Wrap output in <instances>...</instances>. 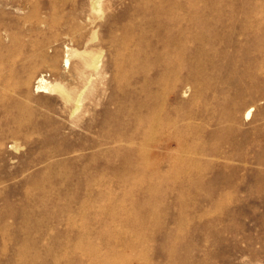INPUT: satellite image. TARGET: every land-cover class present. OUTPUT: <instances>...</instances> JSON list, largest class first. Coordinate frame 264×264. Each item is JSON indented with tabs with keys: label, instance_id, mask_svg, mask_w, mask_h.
I'll return each instance as SVG.
<instances>
[{
	"label": "rangeland",
	"instance_id": "rangeland-1",
	"mask_svg": "<svg viewBox=\"0 0 264 264\" xmlns=\"http://www.w3.org/2000/svg\"><path fill=\"white\" fill-rule=\"evenodd\" d=\"M216 1L186 46L162 0H0V264H264V0Z\"/></svg>",
	"mask_w": 264,
	"mask_h": 264
},
{
	"label": "bare ground",
	"instance_id": "bare-ground-1",
	"mask_svg": "<svg viewBox=\"0 0 264 264\" xmlns=\"http://www.w3.org/2000/svg\"><path fill=\"white\" fill-rule=\"evenodd\" d=\"M147 0H145V2H146ZM159 1V0H158ZM230 1H232V0H230ZM245 1H247V0H245ZM153 2H155V1H153ZM162 2L163 3H159V5H158V13L160 14V13H165V14H167V15H172L171 17H169V18H165L164 19V21H161V26H163V27H168L167 29H170V31H171V29L173 30V28H176L177 29V31H179V32H176V33H178V35L176 36V39L174 40V41H178V43H180V41H182L183 42V44H184V42H186V40H195V41H197V40H199L200 42H203V41H205V40H207V39H210L209 38V34H207V30H209L210 29V27H212V23L210 22V20H212V19H209V12L211 11V9H213V11H215L216 9H218L216 12H218L221 8H220V6L218 5V3H217V1L216 0H162ZM149 3V0L146 2V6H147V4ZM151 3V2H150ZM158 3V2H157ZM232 3V2H231ZM230 3V4H231ZM233 4H234V0H233ZM156 6H157V4H156ZM99 7H101V6H99ZM102 8V7H101ZM157 9V8H156ZM215 9V10H214ZM214 13V12H213ZM219 13V12H218ZM215 14V13H214ZM163 15V14H162ZM212 15V14H211ZM219 15V14H218ZM248 16V15H247ZM251 16V15H250ZM153 17V16H152ZM164 17H166V16H164ZM216 17H220V16H216ZM150 18V17H149ZM148 18V19H149ZM211 18V17H210ZM253 18H254V16H253ZM252 18V19H253ZM158 19H159V17H158ZM255 19V18H254ZM256 20V19H255ZM258 20V19H257ZM260 20V19H259ZM258 20V21H259ZM262 20H264V19H262ZM261 21V20H260ZM214 22H215V20H214ZM217 22V21H216ZM261 22H264V21H261ZM156 23V22H155ZM154 23V24H155ZM158 23V22H157ZM248 23H249V21H248ZM250 23H252V22H250ZM254 23V22H253ZM257 23V22H256ZM152 24V23H151ZM213 24H215V23H213ZM253 25H255V24H253ZM252 25V26H253ZM260 25V24H259ZM215 26H217V25H215ZM156 27V26H155ZM158 27V26H157ZM160 27V26H159ZM216 28V27H215ZM155 29V28H154ZM159 29V28H158ZM158 29H156V30H158ZM175 29V30H176ZM195 29H199L198 30V32L200 31V32H202V33H198V35H196L195 33V36L194 37H191V38H189L188 36L186 37V38H188V39H186L185 38V36H184V30H185V32H187V34H190V32H188L187 30H192L191 32H193V30H194V32H196L195 31ZM253 29H255V28H253ZM257 29V28H256ZM155 30V31H156ZM153 31V30H152ZM210 31V30H209ZM215 31V30H214ZM142 32V31H141ZM160 32V31H159ZM164 32H166V35H167V31H164ZM211 32V31H210ZM213 32V31H212ZM157 33V32H156ZM220 34V33H219ZM191 36L193 35V34H190ZM175 35H173V37H174ZM126 37V36H125ZM163 37V36H162ZM167 37V36H166ZM172 37V38H173ZM206 37V38H205ZM218 37V36H217ZM129 38V37H128ZM205 38V39H204ZM163 39H164V37H163ZM213 39V38H212ZM124 40V39H123ZM126 40H127V38H126ZM125 40V41H126ZM172 40V39H171ZM170 41V40H169ZM169 41H168V43H169ZM199 41H198V43H199ZM215 41V40H214ZM220 41V40H219ZM208 42V41H207ZM125 43H127V42H125ZM176 43V42H175ZM188 43H189V41H188ZM188 43H185L186 44V46L188 45ZM206 43V42H205ZM205 43H203V44H205ZM210 43V42H209ZM211 43H212V41H211ZM128 44V43H127ZM170 44H171V42H170ZM174 44V43H173ZM184 44V45H185ZM176 45V44H175ZM179 45V44H178ZM178 45H177V49L176 50H172V51H170V54H172L173 55V52L175 51L176 52V54H175V52H174V54L176 55L175 57L177 58V59H179L180 57H182L184 54H183V52H184V50H182V49H180V47H178ZM170 46V45H169ZM172 46V45H171ZM200 46V45H199ZM185 47V46H184ZM203 47V46H202ZM183 48V47H182ZM188 48V47H187ZM174 49V48H173ZM188 50V49H187ZM203 50V49H202ZM160 51V50H159ZM188 52V51H187ZM202 52V51H201ZM166 53V52H165ZM170 54H169V58L168 59H171V57H170ZM187 55H188V53H187ZM173 57V56H172ZM184 57V56H183ZM187 58V57H186ZM164 59H166L165 57H164ZM193 59V58H192ZM195 60V59H194ZM167 61V60H166ZM169 61V60H168ZM167 61V62H168ZM172 61V60H171ZM170 61V62H171ZM183 61L184 62H186L184 59H183ZM67 62H68V59H67ZM168 64V63H167ZM174 64V66L175 67H177L178 69H180L182 66H181V62H180V60H178V64H177V60L175 59V61L173 62V63H171V65H173ZM170 65V66H171ZM184 65H185V63H184ZM187 65V64H186ZM186 65H185V67H186ZM194 65V64H193ZM195 66V65H194ZM192 66L191 67V72L190 73H188L191 77L192 76H196L197 77V75H206L204 72L203 73H201V71H203V70H199V72L196 70V68L195 67H197V66ZM174 67V70L176 69ZM184 67V66H183ZM162 68V67H161ZM254 68V67H253ZM169 69H171V67L169 68ZM168 68H167V70L168 71H171V70H169ZM183 69V68H182ZM202 69V68H201ZM177 70V69H176ZM250 70V69H249ZM252 71V70H251ZM255 71V70H254ZM163 72V71H162ZM174 72V71H173ZM205 72H206V70H205ZM208 72V71H207ZM164 73V72H163ZM172 74V73H171ZM174 74H175V72H174ZM188 75V76H189ZM187 76V77H188ZM176 77H177V75H176ZM178 77H179V75H178ZM205 77V76H204ZM199 78V77H198ZM200 78H202V77H200ZM243 78H245V77H243ZM174 79V78H173ZM179 79H181L180 77H179ZM204 79V78H203ZM167 80H168V78H167ZM176 80V79H175ZM178 80V79H177ZM176 80V81H177ZM246 80H247V77H246ZM173 81V80H172ZM172 81H171V83H172ZM185 81V80H184ZM178 82H180V81H178ZM191 82V81H190ZM243 82V81H242ZM241 82V83H242ZM195 83V82H194ZM202 83H204L203 81H202ZM205 84V83H204ZM203 84V85H204ZM197 85V84H196ZM199 85V84H198ZM170 86V85H169ZM39 87H40V89H47V88H49L50 87V85H49V83L45 80V79H43V78H41V85H39ZM173 87V86H172ZM206 87V86H205ZM174 88V87H173ZM197 88H199V87H197ZM166 89V88H165ZM247 89V88H246ZM174 90V89H173ZM173 90H171V92L173 91ZM198 90V89H197ZM163 92H165V91H163ZM162 94H164V93H162ZM160 94H158V96H159ZM166 97H167V95H166ZM227 104V100L226 99H224V102H223V105L225 106ZM154 107H150V111H153V110H156V109H153ZM165 110V109H164ZM213 110V109H212ZM160 111V110H159ZM236 111V110H235ZM163 113V112H162ZM166 113V112H165ZM156 114V113H155ZM188 114V113H187ZM156 115H158V114H156ZM156 115H151V116H146V117H143V118H141V120H144V121H146V123H147V125H148V128L143 132V130H142V135H143V139H144V141H146V142H148V141H150V142H155V144H154V149H152V150H149L147 153H146V155L147 156H149V157H153V155H155V156H159V155H161V156H164V155H167V154H169V149H170V147L173 145V143L175 142V141H177V140H179L180 138H179V135L181 134V132H182V128L179 126V125H177L178 124V121H176V120H174V119H171V118H168V117H163L162 118V116L160 115V116H156ZM231 113H222V114H220V116H219V120L217 121V123L220 125V126H222V124H223V122L225 121V120H227L229 117H231ZM245 115H246V117L247 118H249V116L250 115H252V109L250 108H248V110L245 112ZM14 116V115H13ZM173 116V115H172ZM188 116H190V115H188ZM192 116V115H191ZM138 119H139V117H137ZM176 119V118H175ZM234 119H235V117H234ZM15 120V119H14ZM179 120V119H178ZM230 120H232V119H230ZM186 121V120H185ZM213 121V120H212ZM233 121V120H232ZM235 121V120H234ZM138 123H140V121H138ZM142 123H143V121H142ZM184 123V122H183ZM226 123H227V121H226ZM186 124V123H185ZM189 125V124H188ZM137 126V125H136ZM139 126V125H138ZM192 126V125H191ZM229 126H230V124H229ZM188 127V126H187ZM187 129V128H186ZM118 133V132H117ZM127 133H130L129 131L127 132ZM215 134V133H214ZM130 136H127L126 134H121V135H116L114 138V140L115 141H122V140H126V139H128ZM131 138V137H130ZM127 141V140H126ZM142 141V140H141ZM118 144V143H117ZM119 145H120V143H119ZM125 145V144H124ZM130 145V144H129ZM120 146H122V145H120ZM119 147V146H118ZM125 149V148H124ZM142 150V149H141ZM155 150H157V152L155 151ZM169 151V152H168ZM159 154V155H158ZM236 154V153H235ZM139 155V154H138ZM227 155V154H226ZM230 155V154H229ZM229 157V156H228ZM232 158V157H231ZM227 160V159H226ZM229 161H231V160H229ZM157 163L158 162H156L155 160H153L152 162H151V165H153L154 167L153 168H156V165H157ZM194 167V166H193ZM199 167V166H198ZM201 167V166H200ZM203 167V166H202ZM196 168V167H195ZM211 168H213V167H211ZM214 169V168H213ZM198 170V169H197ZM197 170H196V172H197ZM209 199H211V200H213V198H209ZM142 204H145V203H142ZM142 206V205H141ZM143 207H146V204L145 205H143ZM143 209V208H142ZM150 209V208H149ZM149 209H147V210H149ZM145 210V209H144ZM143 210V211H144ZM151 210V209H150ZM149 210V211H150ZM148 211V213L147 214H145L146 215V217H148V216H150V214H151V211L149 212ZM145 213V212H144ZM145 217V218H146ZM98 262V261H97ZM104 263H106L105 261H104ZM171 264H177L176 262L174 263V261H172V262H170Z\"/></svg>",
	"mask_w": 264,
	"mask_h": 264
}]
</instances>
